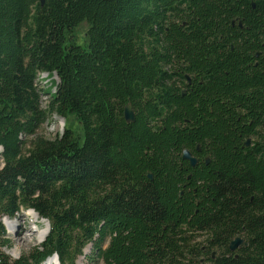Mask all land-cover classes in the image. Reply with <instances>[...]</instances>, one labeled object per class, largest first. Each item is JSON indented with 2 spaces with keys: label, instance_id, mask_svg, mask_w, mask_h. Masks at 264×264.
<instances>
[{
  "label": "trees",
  "instance_id": "16d2710c",
  "mask_svg": "<svg viewBox=\"0 0 264 264\" xmlns=\"http://www.w3.org/2000/svg\"><path fill=\"white\" fill-rule=\"evenodd\" d=\"M27 211L50 229L11 261ZM54 255L264 264V0H0V264Z\"/></svg>",
  "mask_w": 264,
  "mask_h": 264
},
{
  "label": "rangeland",
  "instance_id": "374dc122",
  "mask_svg": "<svg viewBox=\"0 0 264 264\" xmlns=\"http://www.w3.org/2000/svg\"><path fill=\"white\" fill-rule=\"evenodd\" d=\"M86 31V25H82L79 30H78V37L79 40L83 39L84 33ZM57 77L55 74L50 75V76H45V75H40L38 78V85L43 91L50 90L51 93L55 92V84L57 83ZM48 96H43L42 98V107L45 106L47 102ZM68 128L69 126L74 130L75 132L80 133L81 128L80 126L74 121L73 118H70L68 121ZM65 126V120L53 116L46 122L40 129L39 134L44 136L45 138L52 139L56 137L60 132L63 133V129ZM58 129V131L56 130ZM29 211L22 213L19 217H17L15 220V228L12 232H8V238L10 240V247L9 249L5 250L6 256L11 261L17 260L22 256L28 255L31 250H33L35 247H38L41 243L38 244L36 242V239L34 237L36 231H43L45 230L47 233V230L45 229V224L38 219L32 218L28 215ZM6 228V227H5ZM47 234L45 235V237ZM44 237V238H45ZM20 246V252L16 257L12 256V251L15 249V247ZM85 253H88L86 251ZM45 264V263H44ZM76 264H90L88 263L83 257L79 258ZM93 264H102L101 262L93 263Z\"/></svg>",
  "mask_w": 264,
  "mask_h": 264
},
{
  "label": "water",
  "instance_id": "95a60500",
  "mask_svg": "<svg viewBox=\"0 0 264 264\" xmlns=\"http://www.w3.org/2000/svg\"><path fill=\"white\" fill-rule=\"evenodd\" d=\"M40 2H41V5H42L43 4V0H40ZM124 120L127 123L134 122L133 112H132L130 107H126L124 109ZM182 158H183V160L188 161L190 163L191 167H194L196 165V161L191 158V155H190V153L188 151H184L183 152ZM149 178H151V177H149ZM43 222L45 223V227H46L45 229L47 230V233H48L49 229H50L49 223L47 221H44V220H43ZM242 246L246 247L247 244L241 238H236L235 240H233L229 244V251L230 252H234L235 250H237L239 247H242ZM54 258L56 259L57 263L59 264L57 256H54Z\"/></svg>",
  "mask_w": 264,
  "mask_h": 264
},
{
  "label": "bare ground",
  "instance_id": "6f19581e",
  "mask_svg": "<svg viewBox=\"0 0 264 264\" xmlns=\"http://www.w3.org/2000/svg\"><path fill=\"white\" fill-rule=\"evenodd\" d=\"M28 215L30 216V217H32V218H35V219H37V217L35 216V214L34 213H32L31 211H29V213H28ZM3 223H4V225L6 226V229L8 230V232L10 233V232H12L13 230H14V228H15V222L13 221V220H8V219H5L4 221H3ZM47 233H46V231L45 230H43V231H36V233H35V235H34V237H35V239H36V242H38V244L39 243H41L45 238V235H46ZM20 246H17V247H15V249L12 251V256L13 257H16L18 254H19V252H20ZM45 264H58L57 263V261H56V259L53 257V258H50V259H48L46 262H45Z\"/></svg>",
  "mask_w": 264,
  "mask_h": 264
},
{
  "label": "flooded vegetation",
  "instance_id": "af4514ba",
  "mask_svg": "<svg viewBox=\"0 0 264 264\" xmlns=\"http://www.w3.org/2000/svg\"><path fill=\"white\" fill-rule=\"evenodd\" d=\"M187 83L189 85L191 84V82H190V80L188 78H187ZM246 146H248V143L246 144ZM188 152L190 153L191 158L196 161V165L194 167L199 165L200 162H201V159L203 158V154L201 153L199 146H195L194 150L188 151ZM182 154H183V152H182ZM186 162H188V161H186ZM204 162H205V164H207L209 162V159L207 157H205ZM188 164L190 165L189 162H188ZM212 257H214V256H212Z\"/></svg>",
  "mask_w": 264,
  "mask_h": 264
},
{
  "label": "built area",
  "instance_id": "2783aa9c",
  "mask_svg": "<svg viewBox=\"0 0 264 264\" xmlns=\"http://www.w3.org/2000/svg\"><path fill=\"white\" fill-rule=\"evenodd\" d=\"M40 75H45V76H48L47 74H40ZM40 75L38 76V78L40 77ZM58 131V129H56ZM59 132V131H58ZM61 134V132L59 133Z\"/></svg>",
  "mask_w": 264,
  "mask_h": 264
}]
</instances>
